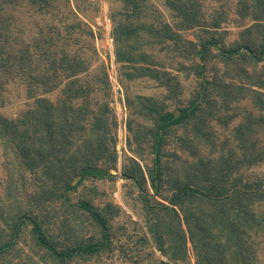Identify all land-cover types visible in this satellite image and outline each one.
Instances as JSON below:
<instances>
[{"label":"trees","instance_id":"16d2710c","mask_svg":"<svg viewBox=\"0 0 264 264\" xmlns=\"http://www.w3.org/2000/svg\"><path fill=\"white\" fill-rule=\"evenodd\" d=\"M72 1L78 0H0V107L10 85H20L30 102L14 118L0 113V264H98L122 251L112 231L122 208L74 196L89 182L118 176L135 187L145 229L139 241L154 247L156 264H185L191 254L195 264H256L257 244H264V182L240 172L264 162V139L249 141L264 120V0H240L252 22L228 44L218 31L222 18L208 23L200 0H166L172 24L146 23L140 0H119L111 37L121 76L154 79L167 98H177L176 74L155 62L144 49L149 45H166L162 51L184 60L193 52L194 61L178 63V70L200 76L185 106L169 109L137 96L136 114L146 125L134 132L137 147L128 145L139 160H121L109 104L93 103L92 89L81 85L97 51ZM190 30L202 31L197 42L181 37ZM215 58L224 75L203 77L206 60ZM102 82L109 85L106 72ZM56 90L64 96L52 101L47 96ZM241 99L258 114L247 112L234 127L236 146L219 148L210 122ZM147 153L149 163H142Z\"/></svg>","mask_w":264,"mask_h":264},{"label":"rangeland","instance_id":"374dc122","mask_svg":"<svg viewBox=\"0 0 264 264\" xmlns=\"http://www.w3.org/2000/svg\"><path fill=\"white\" fill-rule=\"evenodd\" d=\"M89 1L91 2H87V0H78L76 3H73L72 1L73 7L79 5V12L81 13L79 14L80 18L93 30L95 34L93 45L97 51V57H93L95 60L90 62L89 72L80 77V82L81 85L89 86L92 89L91 98L93 103L96 102L100 104L107 102L109 104L111 117H114L117 121V128L112 125V133L117 140L118 155L121 160H125L127 157L135 158L137 156L129 149L128 142L132 144L133 149L136 148L137 143L135 142L134 132L140 131L142 134L146 125V121L136 114V112L140 110L137 96L143 95L152 97L160 103L162 102L169 109H173L175 104L181 106L187 105L188 101L191 100L198 90L200 76L194 74L187 75L185 72L178 70V63L182 62L189 65L195 55L193 52H190V60H184L180 57L176 58L175 55L177 52L175 51H162V48H166V45H163L161 48L156 45L144 47L145 51L154 56L155 62L160 63V66H165L168 71L176 74V81H178L179 85L177 98L175 99L171 100L167 98L166 87L159 86L154 79L148 77L134 81L125 79V77L121 76L115 61V48L111 37L113 29L111 17L113 15L120 16V14H122V3L119 0ZM200 7L208 23L212 22L213 17L222 18L218 31L226 33L224 38L226 44L238 39L241 29L252 22L249 14L240 11V0H200ZM140 8L142 11L140 17L146 23H173V15L166 7V0H140ZM180 33L181 37L185 40L187 39L194 42H197V35H202V31L200 32L198 30L183 31ZM84 39L86 38H82L83 41ZM86 56H90V52H87ZM195 61L198 62L201 60L195 58ZM218 61V58L206 60L205 63L207 67L206 71L203 72V77L212 79L215 76L214 71L219 72V79L224 75L223 63H219ZM104 72L108 74L109 85H104L102 82ZM8 88L9 92L6 95V102L0 107V113L7 117L14 118L23 111L30 102L26 99L25 92L20 85H10ZM63 96V90H56L47 97L52 101H57ZM128 99L130 101H135V103L131 102V105H127ZM247 112H251L253 115L258 114L257 110L254 111L249 100L241 99L232 104L229 110L220 112L218 115L221 119L218 118L219 120L210 122V132L218 139L219 148L221 145L225 148L236 146L232 131L240 121H244L245 118H247ZM129 121L131 122L132 131L129 130ZM260 125L261 126H256V132L249 140L250 142H263L264 120ZM143 141H146V139ZM170 146H172V144ZM200 156L205 157L206 152L203 151ZM135 159L139 160V158ZM2 160L3 158L0 150V185L5 178ZM145 161L149 163L148 153L146 158L141 160L142 163H145ZM240 173L251 181L261 179L264 182V162L248 169L243 168ZM148 191L150 195L153 194L149 186ZM81 194H88L102 201H113L123 210V213H121L116 222H114L112 231L115 235H118L120 243L125 244L124 249H122V251L114 249L113 252L105 254L98 264L157 263V259L160 257L158 253H156L154 247L151 245L144 246L139 241V237L143 235L145 229L141 222V217L139 216L140 205L135 198L137 196L136 190L130 181L124 180L122 177L118 176V179L114 182H89L74 196L78 197ZM118 243L119 242H117V244ZM256 250V257H258L256 264H264V244L262 243V245L259 246L257 244ZM125 255H129L128 257L130 258L127 257V259H125ZM185 264H195V259L192 254Z\"/></svg>","mask_w":264,"mask_h":264}]
</instances>
